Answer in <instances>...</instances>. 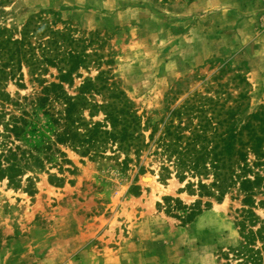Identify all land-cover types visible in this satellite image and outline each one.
Here are the masks:
<instances>
[{"label": "rangeland", "instance_id": "obj_1", "mask_svg": "<svg viewBox=\"0 0 264 264\" xmlns=\"http://www.w3.org/2000/svg\"><path fill=\"white\" fill-rule=\"evenodd\" d=\"M36 14L70 31L76 49L88 53L89 69L79 70L82 78L68 92L75 94L84 77L107 71L142 123L155 128V138L164 121L178 123L177 115L170 116L173 109L180 108L190 129L209 118L226 119L229 109L238 125L263 110L264 0H5L0 25L20 31ZM35 39L43 42L46 34ZM23 75V87L6 86L22 102L7 106L17 115L24 106L31 112L29 100L41 93L27 68ZM56 75L48 68L42 77L53 81ZM103 118L99 113L92 121ZM57 147L72 162L66 167L74 168L64 172L62 184L52 185L39 173L30 196L0 181V264H218L219 253L238 244L235 217L242 195L236 187L220 202L202 198L211 206L202 205L192 222L181 223L156 204L171 196L190 205L198 197L185 184L197 178L187 173L180 182L172 174L159 181L164 156L153 153L154 145L128 168L123 155L109 150L92 160ZM139 165L145 173L137 174ZM254 171L264 177V165ZM133 185L140 187L139 195L130 191ZM262 192L257 201L264 200ZM255 212L264 218V207Z\"/></svg>", "mask_w": 264, "mask_h": 264}, {"label": "trees", "instance_id": "obj_2", "mask_svg": "<svg viewBox=\"0 0 264 264\" xmlns=\"http://www.w3.org/2000/svg\"><path fill=\"white\" fill-rule=\"evenodd\" d=\"M3 4L5 0H0V6ZM43 34V42L35 39ZM76 44L78 41L70 31H61L55 27V21L48 23L37 14L20 31L0 25V181L6 180L9 187L23 189L30 196L36 192L35 175L39 173H46L52 185L62 184L64 172L72 173L74 168L66 167H73L72 162L57 145L92 160L106 156L104 153L109 150L124 156L121 163L126 168L154 145L153 153L164 156L159 181L174 174L184 182L190 173L197 180H187L185 187L190 195L198 197L185 205L177 197L164 196L157 207L181 223H190L202 213V205L205 209L211 206L202 198L220 202L236 187L242 195V208L235 217L240 240L219 253L218 264H264V218L255 212L256 207H264V200H256L263 193L264 177L254 171L264 165V106L263 110L251 113L242 125L236 123L235 111L229 109L226 119L211 122L209 118L205 123L198 122L194 129L181 121L180 108L173 109L170 116L177 115L178 123L164 121L155 138V128L150 130L149 124L142 123L132 101L106 75L107 71L84 77L75 94L68 92L75 79L82 78L79 70L89 69L85 47L77 50ZM59 46L64 49L61 51ZM23 68L39 83L41 93L29 100L31 112L23 105L17 115L7 106L21 107L22 102L13 99L6 86L14 82L23 87ZM48 68L57 71L53 81L42 77ZM195 108L203 113L198 106ZM99 113L103 120L92 121ZM42 119L45 126L39 125ZM46 164L56 168L61 177L49 173ZM142 173L145 168L139 165L137 174ZM130 191L139 195L140 187L133 185Z\"/></svg>", "mask_w": 264, "mask_h": 264}]
</instances>
